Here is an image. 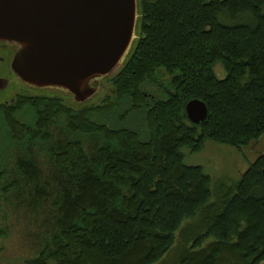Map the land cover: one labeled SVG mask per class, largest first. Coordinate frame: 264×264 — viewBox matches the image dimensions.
Listing matches in <instances>:
<instances>
[{
  "label": "trees",
  "instance_id": "16d2710c",
  "mask_svg": "<svg viewBox=\"0 0 264 264\" xmlns=\"http://www.w3.org/2000/svg\"><path fill=\"white\" fill-rule=\"evenodd\" d=\"M139 3L138 38L101 103L25 95L0 105V136L17 169L9 177L0 165V194L53 207L50 236L24 264H157L180 230L176 264H260L264 152L213 195L210 176L186 165L182 149L211 141L241 150L264 134V0ZM148 84L160 95L147 98ZM195 98L208 109L199 124L184 110ZM132 114L141 126L99 120ZM53 124L62 125L58 136ZM79 136L96 137L91 151Z\"/></svg>",
  "mask_w": 264,
  "mask_h": 264
},
{
  "label": "water",
  "instance_id": "95a60500",
  "mask_svg": "<svg viewBox=\"0 0 264 264\" xmlns=\"http://www.w3.org/2000/svg\"><path fill=\"white\" fill-rule=\"evenodd\" d=\"M139 0H0V42L13 47L9 69L26 88L92 100L101 82L122 67L138 38ZM193 124L206 104L185 105Z\"/></svg>",
  "mask_w": 264,
  "mask_h": 264
},
{
  "label": "rangeland",
  "instance_id": "374dc122",
  "mask_svg": "<svg viewBox=\"0 0 264 264\" xmlns=\"http://www.w3.org/2000/svg\"><path fill=\"white\" fill-rule=\"evenodd\" d=\"M119 69L115 68L111 74L102 80L101 90L95 97L84 104H99L102 100L112 94V85L108 79ZM215 74L219 78H223L226 72L218 62L214 65ZM145 96L151 98L159 96L155 91V86L146 85ZM16 93L27 96L33 95H49L61 97L64 103L70 107H77L70 95L65 93L22 90L18 91L13 88L5 97L12 98ZM156 96V97H157ZM118 115H121L123 108L120 107ZM115 115V114H114ZM112 115L109 119L99 118V120L113 124H122V126H131L136 128L142 119L137 114L128 116L125 120H118L119 117ZM97 119V118H96ZM1 123V122H0ZM54 125V124H53ZM142 123H140V126ZM62 125H54L51 130L54 136L60 134ZM87 151H91L96 144V137L79 136ZM37 151V148H35ZM264 152V134L256 141L251 142L248 146L241 150L234 147L217 144L207 141L202 150L197 153H192L188 149L183 148L184 163L186 165H200L204 172L210 176V188L213 195L219 192L221 184L230 185L238 180L240 174L249 166V164L260 153ZM37 154V153H36ZM36 159L40 164L42 172L50 174V163L44 155V152L36 155ZM15 156L11 153V149L4 145L2 136H0V165L9 170V177H13L17 173L15 166ZM25 198L20 199L13 195L0 194V264H24L25 261L35 257L43 244L50 236V220L52 204L47 200L45 203L35 205L34 196H28L25 193ZM197 221V219L186 220L182 223V228L188 227ZM182 238V230L178 231L175 238V243L164 258L157 264H176L185 246ZM264 264V262L260 263Z\"/></svg>",
  "mask_w": 264,
  "mask_h": 264
},
{
  "label": "flooded vegetation",
  "instance_id": "af4514ba",
  "mask_svg": "<svg viewBox=\"0 0 264 264\" xmlns=\"http://www.w3.org/2000/svg\"><path fill=\"white\" fill-rule=\"evenodd\" d=\"M13 52V47H8L0 42V105L13 103L16 98L25 96L20 93H16L12 98H6L5 93L7 91L16 88L18 91L29 90L17 78L9 69L10 55Z\"/></svg>",
  "mask_w": 264,
  "mask_h": 264
}]
</instances>
